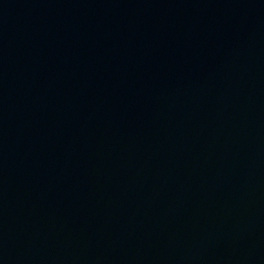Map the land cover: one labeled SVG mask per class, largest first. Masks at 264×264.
<instances>
[{
    "label": "water",
    "instance_id": "obj_1",
    "mask_svg": "<svg viewBox=\"0 0 264 264\" xmlns=\"http://www.w3.org/2000/svg\"><path fill=\"white\" fill-rule=\"evenodd\" d=\"M0 264H264V0H0Z\"/></svg>",
    "mask_w": 264,
    "mask_h": 264
}]
</instances>
